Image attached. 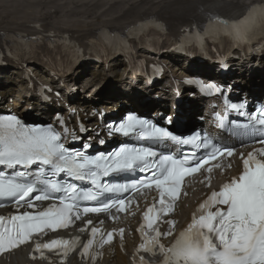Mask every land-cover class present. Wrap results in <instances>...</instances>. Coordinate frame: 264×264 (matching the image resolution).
I'll use <instances>...</instances> for the list:
<instances>
[{"label": "snow or ice", "instance_id": "snow-or-ice-1", "mask_svg": "<svg viewBox=\"0 0 264 264\" xmlns=\"http://www.w3.org/2000/svg\"><path fill=\"white\" fill-rule=\"evenodd\" d=\"M221 65L222 69L226 70L225 62L222 61ZM153 71L162 72V69L154 67ZM207 88L214 94L223 95V86L217 88L214 83H209ZM46 90L52 91L51 88ZM55 94L59 95L58 92ZM246 107V102H232L233 109ZM104 115L106 113L99 118ZM250 115L253 120L258 116L264 117V107L253 108ZM62 116L63 113H57L56 122L64 127L67 122ZM68 117L69 120H73L76 117L75 110H71ZM94 118L95 110L90 119ZM165 119L168 121V127L174 132L176 121H172L170 117ZM259 122L264 125V119ZM146 124L153 131L138 132ZM105 127L109 136L120 134L130 138L139 134L141 138H148L156 135L158 130L163 136L169 135L167 131H163L162 125L148 124L147 117L135 112H126L119 121H109ZM231 128L233 133L239 136L253 132L248 123L233 121ZM79 131L85 135L90 131L82 119L79 120ZM98 144L103 146L106 141L99 139ZM207 146L211 148L213 141L208 140ZM92 147V142H83V136L73 137L72 145H65L61 133L53 125L26 124L15 114H0V203L8 199L17 202L29 199L36 189L25 181L34 177L36 182H42L45 172L49 171L58 181L67 178L75 182L84 180L85 176L91 173L93 176H100V183L103 185L105 179L120 175L125 170L135 168L141 174H147L145 167L153 172L160 168L162 179L156 180L155 183L167 186L171 196L175 197L177 193L171 186V178L177 173L183 178L187 171L186 168L180 167L183 162L177 161L175 157H163L158 163L149 162V157L156 156L157 153L150 149L145 152L137 142L119 145L107 152L99 151L96 154L88 152ZM138 164L142 167L136 168ZM51 176L48 177L49 180ZM93 183L94 180L88 181V187ZM251 183V177L244 176L235 184L230 183L224 187L218 194L214 193L210 203L200 209L198 216L193 217L189 229L178 241V248L194 258L180 256L169 260L168 264H264V216L257 218L256 209L248 198L247 188ZM56 187L67 192L69 196H74L77 191L71 187L59 185ZM81 195L90 196L91 193L84 192ZM163 203L165 201L162 199L161 204ZM30 207L35 209V203ZM72 207L71 204L67 205L69 215ZM64 212V209L57 206L55 210H49L40 216L34 212L27 214L17 212L7 218V222L0 218V251H10L14 247H19L24 235L30 239L31 235L40 231L46 223L54 230H58L55 229V223L63 222ZM169 214L165 212L164 216ZM160 220L159 211L155 212V220L150 212L145 227L154 229Z\"/></svg>", "mask_w": 264, "mask_h": 264}, {"label": "bare ground", "instance_id": "bare-ground-1", "mask_svg": "<svg viewBox=\"0 0 264 264\" xmlns=\"http://www.w3.org/2000/svg\"><path fill=\"white\" fill-rule=\"evenodd\" d=\"M59 1L37 2L42 6L41 9H49L52 14L56 15L55 17L44 18V13H39L40 10L26 17H20L12 12L0 14V52L5 49L3 36L7 33L24 32L29 35L45 33L49 37L67 33L75 39V42L78 40L84 44L85 41L93 40L103 28L120 30L126 27L125 23L129 25L134 22L135 18H139L163 19L168 24L171 33L176 34L203 18H208L211 4L224 3L232 6V9H237L244 8L254 2L258 5L264 3V0H106L108 7L104 8L106 3L100 2L104 0H97L92 3L86 1L76 3L68 13V9H65ZM36 22L39 23L36 25ZM68 28L70 29L67 30ZM243 72L242 76H245L246 71ZM212 79L209 78V80ZM20 94L21 92L17 96ZM99 99L105 101V104L111 101L110 105H119L122 102L120 111L129 106L128 103L119 101L117 94L115 96L108 94V96ZM128 99L132 102L129 95ZM19 254V259L24 262L23 252L20 251ZM19 259L11 257L9 263L2 262V264H16Z\"/></svg>", "mask_w": 264, "mask_h": 264}, {"label": "rangeland", "instance_id": "rangeland-1", "mask_svg": "<svg viewBox=\"0 0 264 264\" xmlns=\"http://www.w3.org/2000/svg\"><path fill=\"white\" fill-rule=\"evenodd\" d=\"M26 2H29V3H33V2H36L35 0L33 1H27V0H24ZM2 5V6H1ZM5 6V3L3 0H0V10H2ZM43 10L42 13H44V18H50V17H55L56 15L55 14H52L51 11L49 9H41ZM40 10V11H41ZM70 28H68L67 30H69ZM94 65H89L87 66L86 68H83L82 71L85 72V75L84 76H87V79L86 80H89L90 82L93 81L92 83H96L97 80H100L102 81L103 80V75H102V72H100L99 70L92 68ZM112 81V80H111Z\"/></svg>", "mask_w": 264, "mask_h": 264}]
</instances>
